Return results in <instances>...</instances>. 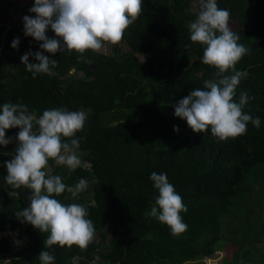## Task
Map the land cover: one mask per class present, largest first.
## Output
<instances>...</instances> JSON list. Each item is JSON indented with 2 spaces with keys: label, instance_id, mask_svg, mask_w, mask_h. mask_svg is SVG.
Returning <instances> with one entry per match:
<instances>
[{
  "label": "trees",
  "instance_id": "16d2710c",
  "mask_svg": "<svg viewBox=\"0 0 264 264\" xmlns=\"http://www.w3.org/2000/svg\"><path fill=\"white\" fill-rule=\"evenodd\" d=\"M142 2L140 17L122 41L109 45L105 66L97 65V53L91 50L79 60L75 52H44L58 61L56 75L33 79L21 56L42 51L41 41L24 35L23 17H35L29 11L34 0L22 8L17 26L6 21L13 0H0V107L23 104L37 117L53 108L87 115L76 134L84 138L78 150L82 166L70 172L50 160L49 168L67 186L88 181L76 197L65 191L55 198L65 205H83L95 238L86 250L75 245L45 250L54 254L55 264H73V257L79 258L76 264H92L97 256L96 264H183L211 256L215 245L226 239L236 248L232 264H258L256 245L264 239L257 211L264 199V0H217L219 8L230 12L238 43L251 50L236 65L248 76L240 80L234 102L247 92L254 99L242 110L260 118L259 128L249 122L246 134L227 141L214 137L210 128L194 133L186 120L174 115V105L191 90L203 89L216 71L202 63L204 46L190 40L188 25L199 5L191 11L187 0ZM51 32L49 27L46 36L54 39ZM135 53L141 61L133 58ZM36 62L29 56V63ZM19 130L7 129L6 137H16ZM16 147L15 140L0 145V264H40L47 233L15 217L30 203L31 191L16 189L19 197H9L13 189L4 180L5 161L13 158ZM152 172L167 174L188 209L181 212L187 230L178 237L167 225L145 217L158 197L149 178ZM13 232L26 241L17 250L9 236Z\"/></svg>",
  "mask_w": 264,
  "mask_h": 264
},
{
  "label": "clouds",
  "instance_id": "9594fccd",
  "mask_svg": "<svg viewBox=\"0 0 264 264\" xmlns=\"http://www.w3.org/2000/svg\"><path fill=\"white\" fill-rule=\"evenodd\" d=\"M199 11L188 29L190 40L204 46L202 63L216 71L213 78L204 81L203 89L196 88L174 105V115L186 120L194 133L209 130L220 141L235 139L246 134L249 122L260 127V118L242 109L250 97L242 92L239 102H234L236 88L247 71H237V63L250 49L238 43L240 37L230 28V12L221 9L217 0H198ZM142 0H34L29 9L35 17L24 16V35L41 41L40 49L21 56V64L35 79L39 74L56 75L53 71L58 61L44 55L66 51L79 54L78 60L91 50L99 53L106 45L115 46L122 41L125 31L141 15ZM58 39L46 36L48 28ZM19 39L12 41L16 49ZM34 56L36 63H29ZM91 64V60L85 61ZM231 71V75L227 74ZM87 115L84 111L53 108L37 117L26 105L4 103L0 107V145L7 147L15 140L17 147L12 159L5 161L7 175L4 180L13 191L9 197H19L16 189L31 191L30 203L15 217L23 224H31L41 233H47L44 250L39 253L40 264H55V256L45 249L53 246L71 249L74 245L86 250L95 238L89 212L81 204L65 205L55 197L65 191L76 197L88 187L86 179H79L75 186H67L60 175L50 174L49 161L56 166H66L72 172L82 166L78 155L80 141L76 134L83 130ZM19 128L16 137H6V130ZM174 131H179L174 126ZM87 167V164L83 165ZM150 180L158 190V197L146 218H155L167 225L170 234L178 237L187 230L181 212H187L182 197L169 183L167 174L152 172ZM19 243V241H17ZM78 257H73L76 264ZM95 257L92 264H96ZM242 264V262H241Z\"/></svg>",
  "mask_w": 264,
  "mask_h": 264
},
{
  "label": "rangeland",
  "instance_id": "374dc122",
  "mask_svg": "<svg viewBox=\"0 0 264 264\" xmlns=\"http://www.w3.org/2000/svg\"><path fill=\"white\" fill-rule=\"evenodd\" d=\"M190 4V10L195 11L198 7V0H187ZM14 7L8 11L6 15V21L8 25L10 26H17L20 23V18L23 16L22 8L26 5H28L29 0H13ZM229 26L232 30H235L237 27L234 23L229 22ZM51 35L54 39H58L55 36L54 32H51ZM120 48L122 52H127V49L123 47V45H120ZM108 55H109V45H106L104 49H102L99 53H97V65L99 66H105L108 61ZM133 58L141 61V55L139 53H135L133 55ZM76 77L83 78L82 74L77 73ZM149 100L145 101V105H149ZM79 155V153H78ZM80 156V155H79ZM80 159L82 160V156H80ZM83 199H89L86 194L82 193ZM259 208V210L257 209ZM255 208L259 212V222L264 228V199L261 200L259 203V206ZM10 239L12 240V246L14 247V250H17L21 247L26 241L24 238L18 239V234L16 232L11 233ZM19 241V243H17ZM258 249L257 253V262L258 264H264V239H260V242L256 245ZM236 250V248L231 244L228 240H222L219 243H217L214 247V252L211 256L204 258V257H196L192 259L191 261L185 262L183 264H232V254Z\"/></svg>",
  "mask_w": 264,
  "mask_h": 264
}]
</instances>
